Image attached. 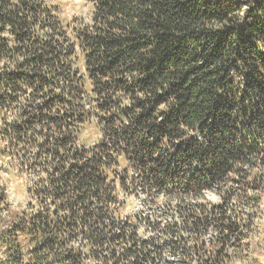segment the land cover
<instances>
[{"label": "trees", "instance_id": "trees-1", "mask_svg": "<svg viewBox=\"0 0 264 264\" xmlns=\"http://www.w3.org/2000/svg\"><path fill=\"white\" fill-rule=\"evenodd\" d=\"M84 1L67 18L56 0H0V159L26 181L0 264L246 257L264 0Z\"/></svg>", "mask_w": 264, "mask_h": 264}, {"label": "rangeland", "instance_id": "rangeland-1", "mask_svg": "<svg viewBox=\"0 0 264 264\" xmlns=\"http://www.w3.org/2000/svg\"><path fill=\"white\" fill-rule=\"evenodd\" d=\"M60 5L65 17L70 18L72 15H77L85 18L88 12V5L84 0H56ZM6 161L0 159V231L7 225L6 222L11 220L10 211H16L25 201V176L13 175L7 169V164L2 165ZM10 206L9 210L6 207ZM137 207V205H136ZM260 217L254 223V230L249 241L247 258L237 259L239 264H252L254 254L260 253L264 256V192L261 195ZM7 220V221H5ZM5 258L4 246L0 243V263Z\"/></svg>", "mask_w": 264, "mask_h": 264}, {"label": "crops", "instance_id": "crops-1", "mask_svg": "<svg viewBox=\"0 0 264 264\" xmlns=\"http://www.w3.org/2000/svg\"><path fill=\"white\" fill-rule=\"evenodd\" d=\"M247 257H248V254H247V256L245 258H247ZM253 258H254L253 259L254 262L252 264H264V256L261 255L260 253L256 252L254 254ZM231 264H239V263H238L237 259H234Z\"/></svg>", "mask_w": 264, "mask_h": 264}]
</instances>
